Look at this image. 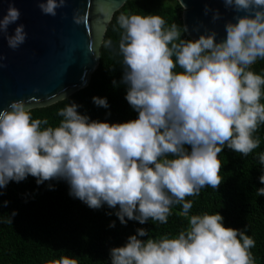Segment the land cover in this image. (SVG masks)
Returning a JSON list of instances; mask_svg holds the SVG:
<instances>
[{
  "label": "clouds",
  "instance_id": "obj_1",
  "mask_svg": "<svg viewBox=\"0 0 264 264\" xmlns=\"http://www.w3.org/2000/svg\"><path fill=\"white\" fill-rule=\"evenodd\" d=\"M65 3L41 0L39 7L55 16ZM224 4L245 15L225 24L226 38L219 42L215 30L197 39L182 38L187 26H166L159 14H119L121 83L127 86L125 99L138 112L135 119L90 120L72 102L59 109L63 119L53 127L47 119L33 118L24 100L0 109V189L29 175L38 185L64 179L69 194L92 209L105 203L119 206L115 215L121 224H166L172 206H182L187 228L174 237L147 240L138 239L148 235L139 228L125 245L110 250L111 264H255V240L246 234L247 226L226 227L219 212L189 216L193 202L186 199L198 196L202 188H219V154L225 146L247 157L261 143L254 134L264 125V75L250 68L264 60V0ZM180 6L186 7L183 0ZM20 14L10 3L0 18V33H7ZM219 15L217 10L213 20ZM73 20L86 27L87 11H77ZM26 36L24 25L18 24L6 37L8 46L18 48ZM103 43L113 46L110 39ZM2 61L0 56V67ZM177 67L182 71H175ZM92 99L109 107L106 98ZM258 160L264 165V152ZM259 180L264 184V174ZM256 192L264 196V187ZM15 215L13 211L7 222ZM44 264H78V259L62 255Z\"/></svg>",
  "mask_w": 264,
  "mask_h": 264
},
{
  "label": "trees",
  "instance_id": "obj_2",
  "mask_svg": "<svg viewBox=\"0 0 264 264\" xmlns=\"http://www.w3.org/2000/svg\"><path fill=\"white\" fill-rule=\"evenodd\" d=\"M175 3L179 1L128 0L116 11L108 26L104 41L110 39L113 46L106 48L102 44L99 65L88 85L65 99L32 108L33 118L47 119L48 126H58L63 118L57 112L72 102L78 104L77 111L88 115L90 120L116 123L137 118L138 112L125 99L127 86L121 83L123 69L122 57L117 54L120 38L117 17L121 12L159 14L166 20V26L174 22L184 26L182 12L172 10ZM182 38L191 39L187 32L182 33ZM250 70L264 75V60H257ZM175 71L182 70L177 67ZM94 96L106 98L109 107L94 104ZM254 135L261 143L247 157L227 146L219 154L223 181L217 190L205 187L198 196L186 199L193 202L189 216L219 212L226 227L243 230L247 226L246 234L255 240V247L251 249L255 264H264V196L256 192L264 187L259 180L264 174V165L258 160L259 154L264 152V125ZM69 192L70 186L64 179L38 185L31 175L21 182L10 181L6 188L0 189V264H44L62 255L77 258L78 264H111L110 250L125 245L139 228L146 229L148 235L138 236V239L147 240L166 234L174 237L188 226V218L180 215L181 205L172 206L166 224L151 220L141 224L127 218V223L121 224L115 215L119 206L110 208L105 203L99 209H92ZM13 211L16 215L12 223H8ZM113 222L115 226L110 227Z\"/></svg>",
  "mask_w": 264,
  "mask_h": 264
},
{
  "label": "water",
  "instance_id": "obj_3",
  "mask_svg": "<svg viewBox=\"0 0 264 264\" xmlns=\"http://www.w3.org/2000/svg\"><path fill=\"white\" fill-rule=\"evenodd\" d=\"M127 1L66 0L52 16L41 11V0H0V18L10 3L21 13L7 33H0V109L14 100H24L26 107L32 108L50 105L86 87L99 65L108 26ZM183 4V24L191 39L215 30L219 42L226 38L225 24L245 15L226 7L224 0H183ZM217 10L219 19L214 21ZM77 11L81 15L87 11L86 27L74 22ZM18 24L24 25L27 36L23 44L12 49L6 37L14 33Z\"/></svg>",
  "mask_w": 264,
  "mask_h": 264
},
{
  "label": "rangeland",
  "instance_id": "obj_4",
  "mask_svg": "<svg viewBox=\"0 0 264 264\" xmlns=\"http://www.w3.org/2000/svg\"><path fill=\"white\" fill-rule=\"evenodd\" d=\"M172 10L174 11V13H181L182 7L180 6V2L172 5Z\"/></svg>",
  "mask_w": 264,
  "mask_h": 264
},
{
  "label": "bare ground",
  "instance_id": "obj_5",
  "mask_svg": "<svg viewBox=\"0 0 264 264\" xmlns=\"http://www.w3.org/2000/svg\"><path fill=\"white\" fill-rule=\"evenodd\" d=\"M179 1V0H178Z\"/></svg>",
  "mask_w": 264,
  "mask_h": 264
}]
</instances>
